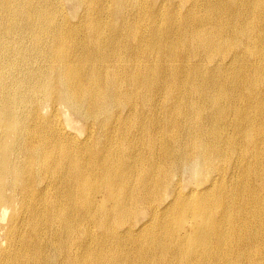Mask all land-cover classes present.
Here are the masks:
<instances>
[{
	"label": "bare ground",
	"instance_id": "obj_1",
	"mask_svg": "<svg viewBox=\"0 0 264 264\" xmlns=\"http://www.w3.org/2000/svg\"><path fill=\"white\" fill-rule=\"evenodd\" d=\"M0 239L264 264V0H0Z\"/></svg>",
	"mask_w": 264,
	"mask_h": 264
},
{
	"label": "rangeland",
	"instance_id": "obj_2",
	"mask_svg": "<svg viewBox=\"0 0 264 264\" xmlns=\"http://www.w3.org/2000/svg\"><path fill=\"white\" fill-rule=\"evenodd\" d=\"M157 1H158V0H157ZM151 6H152V8H153V5H152V4H151ZM163 10H164V12L166 13V15H168V14H169V10H170V8L167 7V6H164V7H163ZM82 130H83V128H82V127H79L78 131H79V132H82ZM186 175H189V174L186 173ZM188 179H189V177H185V178H183V181H184V182H187ZM194 182H195V180L192 179V178L190 177V180L188 181L187 184H188V186H189V185L194 184ZM0 241H1V239H0Z\"/></svg>",
	"mask_w": 264,
	"mask_h": 264
}]
</instances>
